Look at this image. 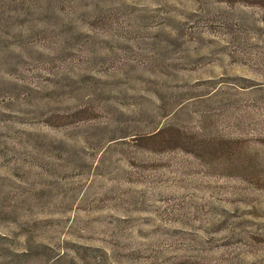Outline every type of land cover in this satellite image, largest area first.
<instances>
[{"label":"rangeland","instance_id":"rangeland-1","mask_svg":"<svg viewBox=\"0 0 264 264\" xmlns=\"http://www.w3.org/2000/svg\"><path fill=\"white\" fill-rule=\"evenodd\" d=\"M263 16L0 0V264H264Z\"/></svg>","mask_w":264,"mask_h":264},{"label":"trees","instance_id":"trees-1","mask_svg":"<svg viewBox=\"0 0 264 264\" xmlns=\"http://www.w3.org/2000/svg\"><path fill=\"white\" fill-rule=\"evenodd\" d=\"M252 3H257L258 5L261 6L263 12H264V0H250ZM264 19V16H263Z\"/></svg>","mask_w":264,"mask_h":264}]
</instances>
